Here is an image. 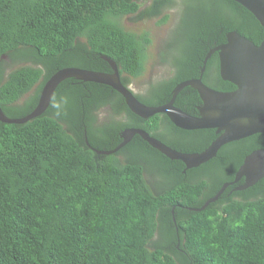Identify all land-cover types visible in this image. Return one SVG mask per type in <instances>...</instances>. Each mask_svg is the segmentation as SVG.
<instances>
[{
  "label": "trees",
  "instance_id": "obj_1",
  "mask_svg": "<svg viewBox=\"0 0 264 264\" xmlns=\"http://www.w3.org/2000/svg\"><path fill=\"white\" fill-rule=\"evenodd\" d=\"M185 1L160 52L170 75L135 94L147 105L167 102L177 83L200 76L212 88L233 90L219 76L208 82L214 58L203 63L208 50L230 31L254 44L264 39L263 26L233 0ZM172 2L152 0L140 9L138 0H0L1 109L9 117L29 113L46 79L63 67L112 72L103 56L128 85L143 71L150 40L115 19L158 16ZM176 47L178 53L167 54ZM5 59L19 66L6 72ZM200 103L191 86L174 101L188 113ZM102 108L109 120L97 124ZM165 124L181 134L177 141L160 131ZM130 127L187 153L218 135L213 128H178L164 114L141 117L111 87L75 77L57 85L40 116L22 124L0 121V264H264V176L243 189L230 184L215 201L191 209L234 179L244 158L264 147V132L226 143L189 168L139 134L110 154L85 142L86 136L92 147L111 150ZM147 174L160 178L150 181ZM156 233L161 240L148 246Z\"/></svg>",
  "mask_w": 264,
  "mask_h": 264
},
{
  "label": "water",
  "instance_id": "obj_2",
  "mask_svg": "<svg viewBox=\"0 0 264 264\" xmlns=\"http://www.w3.org/2000/svg\"><path fill=\"white\" fill-rule=\"evenodd\" d=\"M246 8L264 28V0H233ZM213 52L219 58V73L223 80L235 85L233 90L222 91L205 84L200 77L190 78L177 83L170 99L159 105H147L141 102L129 87L121 82L118 67L109 57L103 56L110 64L112 72L97 71L74 66L56 70L44 82L35 107L20 117L7 116L0 107V121L3 123L22 124L40 116L47 109L57 85L68 77L82 81L104 84L124 99L128 108L135 114L147 118L155 114H164L173 125L185 130L213 128L218 133L207 147L195 153L176 150L150 135L142 128L124 129L122 141L111 150H98L92 147L86 136L85 142L97 154H110L126 144L135 134H139L152 147L171 159H177L189 167L197 166L214 157L221 146L255 133L264 132V39L254 44L250 39L237 32L227 34L224 43L210 48L203 63ZM204 67L201 69L203 71ZM186 86L195 88L201 100L198 115L190 114L174 104L180 90ZM255 163L252 166V163ZM245 180L237 189L246 188L264 176V147L249 153L238 168L233 180L222 185L219 191L205 201L200 210L215 201L221 192L241 177Z\"/></svg>",
  "mask_w": 264,
  "mask_h": 264
},
{
  "label": "rangeland",
  "instance_id": "obj_3",
  "mask_svg": "<svg viewBox=\"0 0 264 264\" xmlns=\"http://www.w3.org/2000/svg\"><path fill=\"white\" fill-rule=\"evenodd\" d=\"M148 1L149 0L139 1L140 8H142L145 5V2ZM185 2V0H173L171 5L163 9V12L158 16L137 18L136 12L133 14L123 15L115 19V22L119 23L124 29L135 34H146L150 40L145 50L142 73L136 77L129 78L128 85L135 94L145 95L150 84L163 80L170 75V67L165 62H162V56L160 52H163L164 41L168 31L174 26L176 21L183 13V5ZM187 2L190 4H195V2L193 3L189 0H187ZM165 16H167V18L162 22L161 20ZM166 52L168 55H170L178 53L179 50L176 47ZM5 61L10 64L8 60L5 59ZM17 66H19L17 63H11L6 72ZM35 89L36 87L24 94L18 100V104H21L26 98L33 94ZM97 116V124H103L109 120V113L106 108L100 109ZM160 131L162 133H166V128L164 125L160 128ZM117 158L119 162L122 160L120 156ZM251 165L254 166L255 163L253 162ZM146 178L152 181L159 179L160 176L154 177L151 174H147ZM151 184L155 187L154 182H151ZM160 240V235L156 233L154 237H152L148 246L151 247L156 241Z\"/></svg>",
  "mask_w": 264,
  "mask_h": 264
},
{
  "label": "flooded vegetation",
  "instance_id": "obj_4",
  "mask_svg": "<svg viewBox=\"0 0 264 264\" xmlns=\"http://www.w3.org/2000/svg\"><path fill=\"white\" fill-rule=\"evenodd\" d=\"M139 1H144V0H138ZM152 3V0H149L148 2H145V6L147 5H150ZM144 6V7H145ZM142 9V8H140ZM231 32V31H230ZM228 32V33H230ZM227 33V34H228ZM227 34H226V38H227ZM226 41V40H225ZM218 45V44H217ZM214 54V58L211 60V63L209 64V67H208V71H207V78H208V82L210 81H217L218 82V77L220 76V73H219V58H218V54L217 52H213L210 57ZM222 79V78H221ZM201 105V103L199 105H197L196 107V111L193 112V113H190V114H193V115H198L199 112H198V107ZM97 119H98V116H97ZM167 124H165L164 126H166ZM185 130V129H184ZM194 130V129H193ZM121 134V132H120ZM181 134H177L175 132H172L170 131V129L166 126V138L168 140H170L171 142H175L177 141L179 138H180ZM236 174V173H235ZM245 180V176L241 177L237 182H235V187L233 188V190L237 189L239 186H241L243 184ZM230 193V192H229Z\"/></svg>",
  "mask_w": 264,
  "mask_h": 264
}]
</instances>
